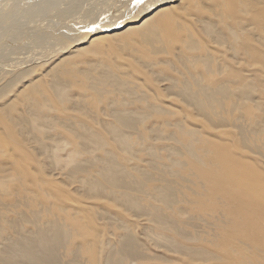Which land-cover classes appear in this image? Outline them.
Wrapping results in <instances>:
<instances>
[{
	"label": "rangeland",
	"instance_id": "374dc122",
	"mask_svg": "<svg viewBox=\"0 0 264 264\" xmlns=\"http://www.w3.org/2000/svg\"><path fill=\"white\" fill-rule=\"evenodd\" d=\"M69 11L58 14L68 16ZM116 14L109 13L102 22L113 25L114 19L123 18ZM9 18L0 17V29L12 21ZM44 22L50 26L49 20ZM138 23L99 32L89 42L50 56L45 61L47 70L33 68L0 84V249L3 238L35 229L30 220L35 213L42 223L55 219L71 232L70 243L61 248L62 256L68 259L78 248L76 258L83 264H99L126 232L139 246L126 256L125 264H264V192L255 189V203H248L241 186L246 183L252 190V185L264 179V154L259 151L264 144V0L175 1L165 13L154 11L145 26ZM10 30L2 37L7 38ZM152 31L155 38L146 41L144 35ZM166 38H173L174 43L168 45ZM189 40L193 47L187 49ZM96 67H117L113 71L123 81L119 92L109 86L106 90L87 88L89 81L103 75L97 76ZM184 78L192 90L214 89L209 90L215 99L213 112L208 111L211 117H201L176 96ZM52 81L64 85L63 97L49 87ZM219 86L230 87V94L221 100ZM111 100L134 115L146 107L155 108L137 125L119 127L132 140L131 147L107 131L116 121ZM32 104L38 108L36 117L26 113L25 118ZM13 118L27 129H20ZM31 118L33 122L27 124L25 120ZM176 123L198 131L195 142L198 157L203 156L201 168L192 163L180 142L165 138ZM239 125L247 129L245 146L235 129ZM157 126L164 129L160 133L164 137L154 133ZM85 131L90 138H82ZM110 157L130 174L126 181L141 186L140 191L132 190L134 186L128 192L145 205L160 204L156 187L169 184L174 188L177 201L163 211L176 219L181 236L159 230L148 216L127 211L112 200V193L122 192L123 186L101 176L102 164L96 161ZM254 157L261 162L253 163ZM76 164L86 167L71 173ZM95 184L104 190L99 195L92 191ZM103 214L109 219L98 217ZM162 236L174 241L164 243ZM176 246L195 247L211 256L191 260L173 252Z\"/></svg>",
	"mask_w": 264,
	"mask_h": 264
},
{
	"label": "bare ground",
	"instance_id": "6f19581e",
	"mask_svg": "<svg viewBox=\"0 0 264 264\" xmlns=\"http://www.w3.org/2000/svg\"><path fill=\"white\" fill-rule=\"evenodd\" d=\"M175 1L176 2L180 1L182 3V0H143L142 3H137L136 0H0V17L3 16L5 19L10 17L9 20H12V21H7L5 23V26L2 29H0V84L4 83L3 81H8L10 78L14 79L16 77H19L20 75L24 76L28 72H32L33 68H38V69L40 68L41 70H47L48 66L45 63V61L48 60L50 56L64 53L71 46L79 45L81 43H84L85 41L89 42L93 40L94 36L99 32L110 30L111 28L112 29L120 28L129 23H133L136 21H139L138 25L145 26L149 22V19L151 18L154 11L159 12V14H162L163 12L165 13L166 11H168L170 4L175 3ZM52 5L55 6L51 9ZM31 9H35L36 12L30 13ZM59 10L65 11L66 13H68V10H70L71 12L69 11L70 14L66 16V14H58ZM109 13H117L115 17L122 15L123 18L118 20L114 19L113 25H111V23L109 22H102L103 21L102 19L107 17ZM82 19L83 21H85V23H83L85 24L84 26L81 23L77 24V21H82ZM47 20H49L50 26H48L44 22ZM197 20L198 22L203 21L201 19H197ZM209 21L210 20L203 22L209 23ZM23 25H26L25 29H22ZM9 28L11 30L9 32L8 37L7 38L2 37L3 35L7 34ZM136 28L138 29L139 26H136L134 28L135 31ZM16 33L17 35L13 36ZM27 36L30 39H27L26 38ZM144 38L146 41L149 40L150 38L151 40H153L155 38L154 32L152 31L151 35L149 34L144 35ZM165 41L168 43V45L169 43L171 44L174 43L172 42L174 41L173 38H166ZM8 42L10 43L9 45H7ZM192 42H193L192 40L187 41L186 48L187 46L189 48H192L193 47ZM22 68H24L23 71L18 72L19 69ZM115 68L117 67H112L111 69H108L106 67H96L95 71L98 73L97 76L100 74L103 75H101L97 79L98 81H94V80L89 81L88 85L86 84L87 88L89 87L91 89L97 90L100 87L108 88L107 86H109L114 89L112 91L117 90L119 92L120 90L119 82L121 81L122 82L121 84H123V81L120 80L121 78H119V76L114 73L113 69ZM197 81H201L200 78H198ZM203 81H204V77H203ZM126 82L129 83V81ZM60 84H61L60 81H52V85H50L49 87L53 89L54 94L63 97L62 87L64 88V85L61 86ZM190 84L191 83L188 82L186 79V81L182 83L180 90L175 92L176 96L180 99L181 102L195 109L197 111L195 112L198 113V115L200 114L201 117L203 115L204 118L211 117L209 112H213L215 105V99L213 98L212 94L209 91L211 89H209V87L205 89L203 87H198L197 90L195 91L194 87L193 90L192 88H190ZM104 88L103 90H106V88L105 89ZM219 88L222 89L220 100L226 98L230 94L228 92V89H230L229 86L226 87L219 86L218 90ZM125 91L129 93L127 90ZM130 91L132 92L133 90ZM211 91L215 92L214 89H212ZM118 92L116 94H119ZM198 92H200L199 93L200 96L196 95ZM99 93L102 94V91L99 90L98 94ZM168 94L169 93H167V95ZM122 96L125 95L121 94V97ZM137 98H139V96ZM112 103L115 104L114 106L115 108L111 106L112 107L111 113L114 115L112 117H115L114 119H116V121L112 126L108 127L107 125L108 127L107 131L110 135L114 136V138H116L118 142H121L123 145L127 147H131L132 145H130L129 142L132 140L129 141L125 137L124 133L119 130V127L131 128L137 125L143 119H145L149 114L151 115L152 111L155 108L154 106H149L144 109L142 108L143 111L141 110V112L139 113L137 112V114L135 113L136 115H134L133 112L131 113L128 110L127 111L124 110L123 108L120 110L119 105L121 103L119 104L118 101L113 100ZM131 104L133 103L131 102ZM139 104L140 103H138V105ZM32 105H31L32 107L29 109L30 111L25 112L24 114L25 118L27 115H32V116L36 115L35 110H37L38 108L35 107L34 104ZM26 113L28 114L26 115ZM21 117H23V115ZM33 118L25 120L26 123L29 120L30 121L32 120L33 122ZM13 120H15V122L17 121V124H19L18 121L20 119L13 118ZM23 121L21 122V124L23 123ZM17 124L15 123L16 126ZM27 124L26 127L28 128L34 126V124L31 126L30 125L27 126ZM39 124L40 123H38V125ZM38 125H36V128ZM50 125L52 126V124ZM175 125L176 127L174 126L175 129L173 132L171 131V133H165L166 134L165 138L168 137V139L171 140L172 143L180 142L184 152H187L188 157L191 159L192 163L197 164L198 167L201 168V164L203 162V156L201 154V159L198 157L197 155L198 152L196 150L198 146H197V142H195L197 140L196 135L198 131L191 127L178 125V123H176ZM24 126H25V122H24ZM47 126L49 127L48 124ZM21 127L22 126L19 124L20 129ZM23 128L24 127H22V129ZM34 128L35 126L31 129ZM235 129L238 131L240 140L245 146L248 139L244 133L246 132L247 129H245V127H242V125L235 126ZM163 130H164L163 128H158V126L153 129L155 134H160V133L162 134L164 132ZM90 137L91 134L89 133V131H85V133L82 135L83 139H88ZM87 150L88 149H86V151ZM263 150H264V144L262 145V151L259 150L261 154H264ZM224 154L225 153H222L223 157L225 156ZM151 156L155 158L154 152L151 153ZM253 160H255L253 161V163L257 164V162H261V160L263 162L264 157L261 156V160H259L258 158L256 159L254 157ZM91 161H95V160H91ZM91 161L88 162L90 163ZM96 161L97 163L102 164V167L100 169L101 176H105L106 180L111 184L115 183L118 186H123L122 192L119 193L115 191L112 193L111 195L112 200L116 201L117 204L122 205L123 208L127 211H135L148 216L152 224L156 226L159 230H172L176 233V235H180L181 229L178 228L177 225L178 222L176 221V219L174 217L170 218L166 216L163 211L166 210L167 208L168 209L172 208L177 201L174 188L171 185L162 184L161 186L155 188L156 202L160 201L159 205H155V204L145 205L139 200L141 199L140 197L132 194V192L131 193L128 192L131 188L135 186V182L129 183L128 181H126V179L129 178L130 174H128V172H126V169L121 167V165L113 157H110L108 160H96ZM242 161L245 160L242 159L241 162ZM246 163L248 165V162ZM85 167L86 166L84 165L81 166V164H76L72 168L71 173L72 171L73 173H75L80 170H83ZM250 169L253 171L255 175L257 176L260 175V171L258 169H254L252 167H250ZM241 186L243 192L246 194L247 197L246 202L255 203V200L252 197V193H255V189H257L259 193L264 192V179H262L261 181L258 180L256 184L252 185V190L249 189L246 183H243ZM140 189L141 186L138 184L137 187L135 186L132 190L140 191ZM92 191L96 192L99 195V193L100 192L102 193L104 190H102V186L100 184H95L92 187ZM230 199L232 200L234 198L231 197ZM121 201H124V203H122ZM194 215L195 214H193V216ZM98 217L100 219H105V221L109 219V217H106L105 214ZM30 220L35 225V229L26 231L24 233H21L19 231L16 233V236L14 238L5 237L2 239L1 241L2 246L0 249V264H83L81 263L82 261H79L76 258L78 252L80 251L77 250L78 248L72 251V254H70L71 255L70 258L68 259L63 258L61 248L64 249L67 246V243H70L71 232L68 233L67 231H65V228L62 223H60L55 219L51 222L47 221L46 223H42L43 222L41 221L42 217L35 213L32 214ZM254 236L257 241L259 236L257 234H255ZM192 237L193 235H191L190 239H192ZM162 240H164V243H172L174 241L172 237L167 238L165 236H162ZM117 243L118 244L116 245L115 248H113V250L112 249L108 250L102 255V259L99 260V264H125L127 259L126 256H132L134 250L137 251V247L139 246L136 243L135 237L127 232L126 234L120 237ZM173 252L187 256L191 260H194L196 258L203 260L206 257L211 256L209 255V253L207 255L206 253L197 250V248L189 247V246H183V247L176 246L173 249Z\"/></svg>",
	"mask_w": 264,
	"mask_h": 264
},
{
	"label": "snow or ice",
	"instance_id": "6c2138e0",
	"mask_svg": "<svg viewBox=\"0 0 264 264\" xmlns=\"http://www.w3.org/2000/svg\"><path fill=\"white\" fill-rule=\"evenodd\" d=\"M136 2H137V3H142V2H143V0H136Z\"/></svg>",
	"mask_w": 264,
	"mask_h": 264
}]
</instances>
